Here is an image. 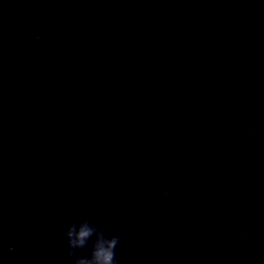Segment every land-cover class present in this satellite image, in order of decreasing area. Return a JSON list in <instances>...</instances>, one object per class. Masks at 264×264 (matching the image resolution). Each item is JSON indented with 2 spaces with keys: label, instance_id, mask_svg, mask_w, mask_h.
Wrapping results in <instances>:
<instances>
[{
  "label": "water",
  "instance_id": "1",
  "mask_svg": "<svg viewBox=\"0 0 264 264\" xmlns=\"http://www.w3.org/2000/svg\"><path fill=\"white\" fill-rule=\"evenodd\" d=\"M83 219L117 264H264V0H0V264Z\"/></svg>",
  "mask_w": 264,
  "mask_h": 264
},
{
  "label": "clouds",
  "instance_id": "2",
  "mask_svg": "<svg viewBox=\"0 0 264 264\" xmlns=\"http://www.w3.org/2000/svg\"><path fill=\"white\" fill-rule=\"evenodd\" d=\"M62 235L66 240L67 258L71 264H117L115 249L121 239L119 235L107 236L103 228L87 219L69 224ZM90 240V252L77 256L75 250L86 249Z\"/></svg>",
  "mask_w": 264,
  "mask_h": 264
}]
</instances>
